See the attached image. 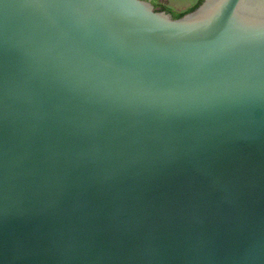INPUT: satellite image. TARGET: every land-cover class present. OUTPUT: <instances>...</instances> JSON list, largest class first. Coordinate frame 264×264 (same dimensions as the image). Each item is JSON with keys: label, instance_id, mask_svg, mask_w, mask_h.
<instances>
[{"label": "water", "instance_id": "obj_1", "mask_svg": "<svg viewBox=\"0 0 264 264\" xmlns=\"http://www.w3.org/2000/svg\"><path fill=\"white\" fill-rule=\"evenodd\" d=\"M0 264H264V0H0Z\"/></svg>", "mask_w": 264, "mask_h": 264}]
</instances>
